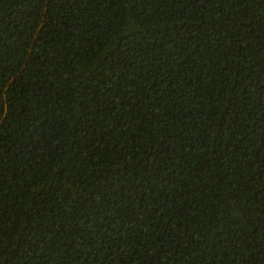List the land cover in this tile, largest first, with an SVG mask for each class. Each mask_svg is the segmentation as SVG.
Here are the masks:
<instances>
[{
    "label": "trees",
    "instance_id": "obj_1",
    "mask_svg": "<svg viewBox=\"0 0 264 264\" xmlns=\"http://www.w3.org/2000/svg\"><path fill=\"white\" fill-rule=\"evenodd\" d=\"M0 264H264V0H0Z\"/></svg>",
    "mask_w": 264,
    "mask_h": 264
}]
</instances>
